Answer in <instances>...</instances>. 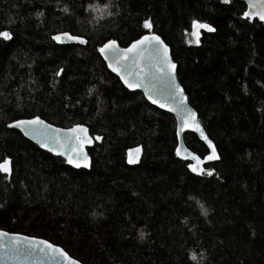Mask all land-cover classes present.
Wrapping results in <instances>:
<instances>
[{"label":"trees","instance_id":"16d2710c","mask_svg":"<svg viewBox=\"0 0 264 264\" xmlns=\"http://www.w3.org/2000/svg\"><path fill=\"white\" fill-rule=\"evenodd\" d=\"M245 11L242 0H0V32L11 33L0 38V162H10L0 229L44 238L84 264H264V24ZM193 21L212 31L196 40ZM64 32L86 43L53 39ZM146 33L170 46L218 149L201 175L176 154L175 118L128 91L99 53ZM37 116L101 136L91 170L11 128ZM184 139L209 153L196 134ZM138 145L142 161L129 166Z\"/></svg>","mask_w":264,"mask_h":264},{"label":"water","instance_id":"95a60500","mask_svg":"<svg viewBox=\"0 0 264 264\" xmlns=\"http://www.w3.org/2000/svg\"><path fill=\"white\" fill-rule=\"evenodd\" d=\"M242 1L246 4V11L245 12L257 11V9H250L249 8V0H242ZM244 17L249 18L251 20H258L260 23L264 24V20H261L259 18V16H257V15H251V16H245L244 15ZM208 31H210V30H208ZM64 33H68L70 36H77V35H73L69 32H64ZM151 34L159 36L160 40L163 41V44L167 46L168 59L171 60V62L176 65V68L174 70L175 85H178L179 89L182 90V96L179 93H177V91L175 89V85L172 84V82L170 80L160 77V74L156 72L155 67H153L151 69V72L154 75H148L147 79H144L143 77L140 78V83H141L140 87H129L127 84H125L124 80L121 79V75H125L127 79H129L131 82L135 83L137 80V77L134 75V73L136 71H139L140 69L145 68L146 67L145 62L143 60H140L139 57H137V60H139L140 62L137 64L136 67H132L131 66L132 65V59H131L132 54H127L129 56V59L126 61L124 59V54L116 55L115 58H112L113 54L111 52H109L108 55H109L110 59L106 60L104 55L101 54L100 51H99V53H100L101 57L103 58L108 70L120 79L121 83L124 85V87L128 91H130V92H141L144 95L145 99L150 104H152L153 106L159 108L160 110H162L166 113L171 114L175 118L176 135H177V131L180 130L179 135H177L176 151H177V148H179L181 155H179V156L177 155V156L182 160L190 162L189 169L193 174L201 175L205 171L206 165L218 162L220 160V155H219L218 149H217L215 143L208 136L203 124L201 123V121L199 119L198 112L190 104L188 95L186 94L185 89L179 80L178 65L175 62V60L173 59L170 46L164 41V39L160 35H158L156 33H146L142 36L151 35ZM77 37H81V36H77ZM141 37H139L138 39H140ZM81 38L86 43V39L84 37H81ZM138 39H136V40H138ZM111 40H114V39H111ZM136 40H134V41H136ZM108 41H110V40H108ZM114 41H116V40H114ZM59 42L62 44H82V43H80L79 40H70V39H66L63 37H61ZM107 42H105L104 44H106ZM133 42H131L128 46L123 47V46L119 45V43L116 41V47L118 50H124V49H127ZM104 44L101 46V48L104 46ZM150 55H151V49L145 50L143 52L144 58H147ZM110 63L112 64L113 67L119 68L120 71H113L112 67H109ZM128 72H132L133 75H130V76L127 75ZM149 93H151V98H149ZM153 100H156L157 102L153 103ZM181 102L185 105L186 109H189V110H191V112L195 113V121H196V123L199 124L200 130H197L195 126L184 127L185 117L182 116L179 112L172 110L173 108H176L177 105ZM161 104H163L165 106L161 107ZM33 118L34 117L17 119L11 123V128L20 131L26 139H28L30 142L35 144L40 149L48 152L49 154H51L53 156L63 158L67 165H69L75 169H84V170H88V171L91 170V168H92V157L89 153V149L93 148L95 146L96 142L102 141L101 136L93 137L90 134L89 128L86 125L75 124V125H82L85 129H87V137H88V142L80 145V147L82 148L83 154L87 156L86 163L88 166L87 167L84 166V163H85L84 161H76V163H80V167H77L76 163H71V164L68 163V160L70 157L75 159L76 152H74L73 149H74V146L77 145V140L74 137L72 139H68V137L72 136V134L70 132H68L67 130L73 128L75 125H73L71 127H67V128L60 127V126L54 125V124L46 121L45 119L39 117L44 122L45 125H50L51 127L47 130V137L36 136L34 138L32 135H25L24 132L21 130V128H19L15 125L16 121L31 120ZM201 131L203 132L204 136L207 137V139H204L201 136ZM187 132H192V133L196 134L198 136V138L202 142H204L205 145L208 147L209 153L205 157L209 156L212 153V150L214 148L215 153H216L218 158L217 159H211V160L205 159V157L202 158L198 154L193 152L191 149H189L187 147V145L185 143V139H184V135ZM53 137H58L60 143H54L53 139H52ZM96 137H100V139L97 140ZM42 139H44L47 146H44V147L41 146L40 141ZM208 141H211V147H209ZM61 144L63 146H61ZM50 149H52V150H50ZM137 149L139 150L138 152H137ZM61 153H64V154L62 155ZM143 155H144V148L142 145H138V146L133 147L132 149H130V151L127 154V164L129 166H138L142 161ZM193 156L199 157V161L194 160ZM129 158H132L135 162L129 163L128 162ZM190 165L192 167H198L199 169H203L204 171L203 172H201V171L194 172V171H192V167H190ZM0 231L6 232L9 234L7 237L4 238V243L6 245L9 243V241L11 240V237L13 235H18V236H22V237H33L37 240L48 241L44 238L29 236V235H25V234H21V233L9 232V231L2 230V229H0ZM48 242L50 244L55 245L56 247L63 249L59 245H56L50 241H48ZM68 255L72 259H75L69 253H68ZM75 260H77V259H75ZM77 261L79 262V264H84L79 260H77ZM0 264H66V262L64 261L63 257H59V256L53 257V255L50 252L49 253H42L38 249H34L32 246L25 243V244L21 245L19 250H13L9 247H0Z\"/></svg>","mask_w":264,"mask_h":264},{"label":"snow or ice","instance_id":"6c2138e0","mask_svg":"<svg viewBox=\"0 0 264 264\" xmlns=\"http://www.w3.org/2000/svg\"><path fill=\"white\" fill-rule=\"evenodd\" d=\"M249 8L250 9H257L255 12H245V16H251V15H257L261 20H264V0H249ZM67 11V9H65ZM144 27L145 28H151V24L148 20L144 21ZM193 28H207L208 30H212L211 27L207 24L198 23L197 21H193ZM193 35H197V33L194 31ZM61 37L70 39V40H79L80 43H85V41L81 37L77 36H70L68 33H61L58 36H54V40H60ZM0 38H3L5 40H8L11 38V33L8 31H2L0 32ZM151 49V55L147 58L143 57V52L145 50ZM101 54L104 55L105 59H110L108 53L111 52L113 54L112 58H115L116 55L124 54V59L127 61L129 59V56L127 54H132V67H136L137 64L140 62L137 60V57L140 58V60H143L146 64V67L143 69H140L139 71H136L134 75L137 77V80L135 83L131 82L129 79L126 78L125 75H121V79L124 80L125 84H127L129 87H140V78L143 77L144 79H147L148 75H154L151 72V69L155 67L156 72L160 74L161 78L168 79L172 82V84L175 85V75L174 70L176 68V65L171 62V60L168 59V50L167 46L163 44V41L160 40L159 36H156L154 34L151 35H145L142 36L140 39L134 41L127 49L124 50H118L116 47V41L110 40L102 48L99 49ZM109 67H112L113 71H120L119 68L113 67L112 64H109ZM127 67V66H126ZM59 74V73H57ZM127 75H133L132 72H128ZM175 89L177 93H179L182 96V90L179 89L178 85H175ZM149 98H151V93H149ZM156 100H153V103H156ZM165 105L161 104V107H164ZM173 111L179 112L182 116L185 117L184 127H193L195 126L197 130L199 129V124L195 121V113L191 112V110L186 109L185 105L181 102L177 105L176 108L172 109ZM15 125L24 132L25 135H32L34 138L36 136H42L47 137V130L51 127L50 125H45L44 122L39 117H34L31 120H20L16 121ZM182 130V129H181ZM72 134V136H69L68 139H72L73 137L77 140V145L74 146L73 151L76 152L75 159L69 158L68 163H76V161H84V166L87 167V156L83 154L82 148L80 145L83 143L88 142L87 137V129H85L82 125H75L73 128L67 130ZM179 131H177V135H179ZM201 136L204 139H207V137L204 136L203 132L201 131ZM54 143H60L58 137H53ZM97 140L100 139V137H96ZM41 146H47L44 139L40 141ZM209 147H211V141H208ZM61 146H63L61 144ZM52 150V149H50ZM139 150L137 149V152ZM62 155L64 153H61ZM176 154L179 156L181 155L180 149L177 148ZM217 155L215 153V149L213 148L212 153L205 157V159H217ZM194 160L199 161V157L193 156ZM129 163H134L135 161L132 158H129ZM9 160L4 159L2 162H0V172L8 173L10 171L9 168ZM77 167H80V163H76ZM190 167H192L190 165ZM192 171H201L203 172V169H199L198 167H192ZM207 174L211 175V172L209 171ZM9 234L3 231H0V247H9L13 250H19L21 245L27 243L30 246H32L34 249H38L42 253H51L53 257H63L66 264H79V262L75 259H72L67 252H65L63 249L56 247L53 244H50L48 241L44 240H37L33 237H22L18 235H13L11 237V240L6 245L4 243V238L7 237ZM195 259V257H193Z\"/></svg>","mask_w":264,"mask_h":264},{"label":"rangeland","instance_id":"374dc122","mask_svg":"<svg viewBox=\"0 0 264 264\" xmlns=\"http://www.w3.org/2000/svg\"><path fill=\"white\" fill-rule=\"evenodd\" d=\"M201 29L202 28H197V29L193 28L192 35H193L194 31L197 33V35H195V36L193 35L196 40H198V36H199V33H200Z\"/></svg>","mask_w":264,"mask_h":264}]
</instances>
